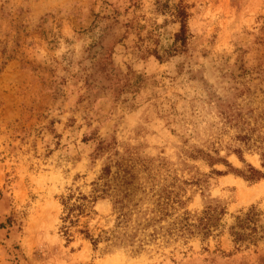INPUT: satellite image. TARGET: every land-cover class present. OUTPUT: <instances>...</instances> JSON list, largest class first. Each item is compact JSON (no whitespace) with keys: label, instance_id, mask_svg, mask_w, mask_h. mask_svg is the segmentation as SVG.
I'll use <instances>...</instances> for the list:
<instances>
[{"label":"rangeland","instance_id":"obj_1","mask_svg":"<svg viewBox=\"0 0 264 264\" xmlns=\"http://www.w3.org/2000/svg\"><path fill=\"white\" fill-rule=\"evenodd\" d=\"M263 113L264 0H0V264H264V178L202 158L260 169L241 138ZM120 157L159 165L187 211L222 209L218 229L140 254L66 242L60 197ZM250 207L257 234L238 245ZM86 222L111 229V202Z\"/></svg>","mask_w":264,"mask_h":264},{"label":"trees","instance_id":"obj_2","mask_svg":"<svg viewBox=\"0 0 264 264\" xmlns=\"http://www.w3.org/2000/svg\"><path fill=\"white\" fill-rule=\"evenodd\" d=\"M180 30L174 37L170 53L182 51L186 40L185 14L181 10L178 16ZM158 57V56H156ZM158 59H160L158 57ZM259 122L247 124L246 136L241 138L246 145V152L258 154L260 169L241 162L245 172L235 170L222 159L212 160L210 154L202 158L210 163H222L227 173H234L246 182L255 184L264 178V113ZM237 155V150H229ZM201 156V152H198ZM216 154V152H214ZM160 166H152L151 162L143 160L118 158L113 165L104 166L96 181L85 194L79 189L69 190L61 196L59 204L58 233L66 241L71 242L75 236L87 240L96 249L100 243L109 248H124L132 254L150 251L149 247L163 249L178 242H186L192 237L207 240L218 229L223 210L217 211L208 206L199 213H191L185 209L184 190L174 182L160 186ZM217 175L226 173L214 172ZM109 200L112 206L114 224L109 230L97 233L90 229L87 220L94 215V205L98 201ZM254 208L250 207L236 218V225L231 228L234 243L242 245L244 240L252 241L257 234V226L253 220Z\"/></svg>","mask_w":264,"mask_h":264}]
</instances>
